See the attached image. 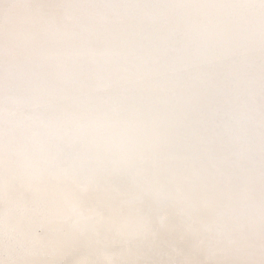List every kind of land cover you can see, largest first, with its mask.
<instances>
[{
	"label": "snow or ice",
	"instance_id": "obj_1",
	"mask_svg": "<svg viewBox=\"0 0 264 264\" xmlns=\"http://www.w3.org/2000/svg\"><path fill=\"white\" fill-rule=\"evenodd\" d=\"M0 264H264V0H0Z\"/></svg>",
	"mask_w": 264,
	"mask_h": 264
}]
</instances>
